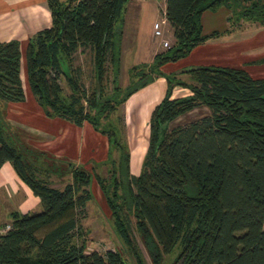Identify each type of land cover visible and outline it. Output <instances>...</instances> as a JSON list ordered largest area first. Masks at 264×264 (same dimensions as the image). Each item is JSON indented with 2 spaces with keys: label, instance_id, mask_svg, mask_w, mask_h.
<instances>
[{
  "label": "trees",
  "instance_id": "obj_1",
  "mask_svg": "<svg viewBox=\"0 0 264 264\" xmlns=\"http://www.w3.org/2000/svg\"><path fill=\"white\" fill-rule=\"evenodd\" d=\"M128 2L45 0L51 24L30 35L25 48L29 90L47 116L78 126L88 122L107 137L108 176L94 173V178L115 232L136 264L142 259L131 235L132 219L153 264L175 249L174 264H264V77L215 64L173 73L162 70L244 20L264 24V0H165L173 42L151 61L129 67L128 84L121 86V21ZM221 7L229 11L228 26L204 33L203 12ZM80 48L92 54L94 80L89 88L81 80L80 66H74ZM22 57L19 40L0 41L2 101L25 99ZM184 73L191 81L177 77ZM157 77H164L166 89L149 114L140 173L132 174L122 116H117L121 126L112 116ZM176 86L188 88L190 94L172 97ZM201 106L208 112L171 126ZM3 124L0 121V168L11 164L39 198L41 210L10 212L11 227L0 233V264H126L116 250L86 249L80 219L91 200V174L69 163L71 181L61 188L52 186L44 175L51 165L43 169L37 159H57L29 146L24 150Z\"/></svg>",
  "mask_w": 264,
  "mask_h": 264
},
{
  "label": "crops",
  "instance_id": "obj_2",
  "mask_svg": "<svg viewBox=\"0 0 264 264\" xmlns=\"http://www.w3.org/2000/svg\"><path fill=\"white\" fill-rule=\"evenodd\" d=\"M142 3H149L151 5L150 9L156 12L153 2L144 1ZM161 9L163 14L165 4L161 6ZM228 14L229 11L224 7L203 12L201 17L203 32L208 33L215 29L226 28L228 26ZM215 20L218 21L217 25L214 23ZM154 21L156 19H153L152 22ZM50 24L51 15L45 0H0V41L17 39L20 41V48L22 49L23 45L25 50L28 37L38 30L50 26ZM222 24L223 26L220 27ZM152 25L148 26L149 36L146 56L141 59L140 53L143 51V47L147 45L144 44L145 40H140L133 52L135 60L131 65L142 61L149 62L152 60L153 55L159 51L161 40L153 35ZM235 35V31H232L220 37L208 39L193 48L179 62L183 60L185 64L197 65H208L214 62L216 65L239 67L248 71L246 63L249 62L248 60L252 56L251 51L247 49L239 50L236 43H231ZM239 56L243 60H239ZM168 65L169 63L165 65V72H169ZM253 76L264 77L262 75ZM165 89L164 77H157L151 83L133 93L125 101L127 126L131 124H134L135 127L146 125L152 108L161 100ZM28 101L29 97L25 93V99L15 103L22 104L25 102L28 104ZM19 112H21L22 119L17 121L21 125L12 122L10 119H7V121L19 125L29 135V143L27 142L29 147L46 153L51 152L54 158L57 159V163H61V158L76 164L87 160L99 161L107 158L109 152L108 139L105 135L96 131L90 123L83 122L81 126H78L62 118L49 117L44 113L43 108L35 98H33L30 106H23ZM130 155L131 171L136 172L138 158L135 155L133 156L132 152ZM10 202L13 204L10 205ZM38 204H40L39 198L19 179L11 164L5 162L0 168V212L7 214L12 211L25 213Z\"/></svg>",
  "mask_w": 264,
  "mask_h": 264
},
{
  "label": "rangeland",
  "instance_id": "obj_3",
  "mask_svg": "<svg viewBox=\"0 0 264 264\" xmlns=\"http://www.w3.org/2000/svg\"><path fill=\"white\" fill-rule=\"evenodd\" d=\"M140 1V2H138ZM153 2L154 7L156 8V12L153 9H150L151 5L149 3H142V2ZM144 4V6H143ZM165 4V0H129L126 5L125 12L123 14V18L121 21L123 35H122V59L121 61V68L122 70L119 73V84L121 86H125L128 84L129 75H128V67H131V63L135 60V56H133V52L138 44V41L145 40L144 44L147 45L143 47V51L140 53L141 59L146 56L148 48V36H149V27L153 24V19L161 20L165 17L162 14L161 6ZM217 20L214 21L215 25H217ZM223 24L220 26L222 27ZM236 35L233 38V44H237L239 50H250L251 57L249 58V62L246 63L248 71L256 76L262 75L264 76V24L252 23L249 21H242L238 25H236L235 29ZM163 38L168 40L169 43H172L173 38V30L170 24L167 22L165 28H163ZM160 39V38H158ZM161 40V39H160ZM163 46H160V50H163ZM22 62H21V79L23 83V88L26 95L29 97L28 104L24 103H15V102H7L0 100V121L3 122L4 127L6 128L7 132L11 134L18 143L21 144L23 149L27 150L29 143V135L23 131L19 125L12 124L7 121L10 119L12 122L20 124L18 121L21 118V112H19L23 106H30V103L33 102V95L30 93L25 68H24V46L22 45ZM249 51V52H250ZM244 56V55H242ZM239 60L241 56H239ZM182 59V58H181ZM180 60V59H179ZM170 62L168 65V71L173 72H181V70L191 68V67H198L201 65L197 64H185L182 60ZM146 62V61H142ZM140 63V62H138ZM137 64V63H136ZM215 63H211L208 65H214ZM216 65V64H215ZM74 66H80L81 68V80L84 82L85 86L89 88L93 83V72H92V54L89 49H78L74 54ZM165 65L162 67L164 71ZM167 69V68H166ZM178 78H181L185 81H191V78L188 74H178ZM166 82V80H165ZM61 85L66 93L69 92V88L66 85L65 79L61 78L60 80ZM176 88V89H175ZM173 89L172 97L178 96H186L190 94V90L188 88H184L181 86H176ZM125 102L120 106V111L117 115L112 116V120L117 123V125L121 126L122 124V134L123 138L125 139L129 153H133V156L137 157V168L136 172L131 171L132 174H139L141 169V164L143 157L146 152L147 143H148V136H149V125L148 122L144 126H137L135 127L134 124L127 126L126 119H125ZM128 111V110H127ZM208 112V109L204 106L198 107L193 109L192 111L186 113L185 115L180 116L174 122L171 123V126L176 124H184L189 122L193 119H196L205 113ZM122 116V123L118 121V117ZM37 119V118H35ZM18 120V121H17ZM34 120V119H33ZM38 120V119H37ZM130 124V122H129ZM21 125V124H20ZM109 142V141H108ZM101 150V148H100ZM48 155L54 157L51 152H47ZM117 153L114 151L113 156L116 157ZM131 156V155H130ZM108 157V156H107ZM107 159V158H106ZM104 160L99 161H82L81 163H73L65 158H61V163H51L44 161L42 158L37 159L38 164L41 161V168L48 167L51 165L48 170L49 173H45L51 182V185L54 187L61 188L65 183L71 181V172L69 168V163L74 165H78L84 169H86L91 174V180L88 186V189L91 193V200H89L85 206V213L81 216L80 219V226L84 231V236L86 239V249L90 250H97L99 252H104L107 249H113L121 253L123 260L126 264H136L135 258L132 256L129 249L125 246V244L121 241L118 237L117 233L114 229L113 217L111 215V211L107 205L105 196L103 192L99 188L97 182L94 178V173H98L101 176L107 177L108 176V167L109 164H106ZM35 160V159H33ZM43 160V161H42ZM140 167V168H139ZM53 168H57L58 173L53 172ZM42 177L43 175L40 174ZM12 202H10V205ZM10 207V206H9ZM41 210V205L38 204L36 207L32 208V210L28 212H36ZM0 229H6L5 226L11 227L10 222V214L5 212H0ZM4 221V222H3ZM7 221V222H5ZM8 228V229H9ZM131 235L134 241L136 242L140 253L142 264H153L151 258L149 257L144 245L140 234L138 233L135 225L134 219H132V230ZM178 250L175 249L173 253L168 255H162V260L160 264H174V260Z\"/></svg>",
  "mask_w": 264,
  "mask_h": 264
},
{
  "label": "built area",
  "instance_id": "obj_4",
  "mask_svg": "<svg viewBox=\"0 0 264 264\" xmlns=\"http://www.w3.org/2000/svg\"><path fill=\"white\" fill-rule=\"evenodd\" d=\"M166 24H167L166 18L163 17L160 21L159 20L154 21L153 22V25H152L153 35L155 37L161 39V46H163V48H167L170 45V43L168 42V40H166V39L163 38V28H165ZM5 227H6V229H0V233L6 231L9 228L8 225L5 226Z\"/></svg>",
  "mask_w": 264,
  "mask_h": 264
},
{
  "label": "water",
  "instance_id": "obj_5",
  "mask_svg": "<svg viewBox=\"0 0 264 264\" xmlns=\"http://www.w3.org/2000/svg\"><path fill=\"white\" fill-rule=\"evenodd\" d=\"M191 68H194V67H191ZM191 68H187V69H184V70H188V69H191ZM182 71V70H181Z\"/></svg>",
  "mask_w": 264,
  "mask_h": 264
}]
</instances>
